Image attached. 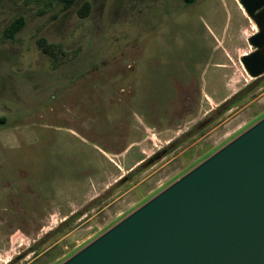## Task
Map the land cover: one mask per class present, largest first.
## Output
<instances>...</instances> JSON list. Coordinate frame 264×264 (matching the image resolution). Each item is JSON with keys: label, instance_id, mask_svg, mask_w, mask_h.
<instances>
[{"label": "rangeland", "instance_id": "374dc122", "mask_svg": "<svg viewBox=\"0 0 264 264\" xmlns=\"http://www.w3.org/2000/svg\"><path fill=\"white\" fill-rule=\"evenodd\" d=\"M240 5L2 0L0 150L24 174L1 205L0 264H63L264 119Z\"/></svg>", "mask_w": 264, "mask_h": 264}, {"label": "water", "instance_id": "95a60500", "mask_svg": "<svg viewBox=\"0 0 264 264\" xmlns=\"http://www.w3.org/2000/svg\"><path fill=\"white\" fill-rule=\"evenodd\" d=\"M240 2L259 31L242 59L257 79L264 0ZM63 264H264V119Z\"/></svg>", "mask_w": 264, "mask_h": 264}, {"label": "trees", "instance_id": "16d2710c", "mask_svg": "<svg viewBox=\"0 0 264 264\" xmlns=\"http://www.w3.org/2000/svg\"><path fill=\"white\" fill-rule=\"evenodd\" d=\"M27 3L29 4H41V3H45L47 5H60L66 9L71 8L74 3L77 0H25ZM185 4L187 5H191L194 4L195 2H197V0H183ZM2 2V0H0V3ZM26 25V20L23 17H18L16 18L6 29L5 31V35L8 39H14L16 37V35L18 33H20L22 31V29L25 27ZM42 46V50H44V52L46 54L51 55L52 53L50 52V50L48 49V46L45 45V41L43 40L40 44ZM251 89V88H249ZM247 91L242 92H237L235 95H233L230 99H228L224 104H222V106L220 107H225L226 110H229L232 105H234L237 100H239V98H243L247 96ZM6 124V119L1 117L0 118V127L4 126ZM74 216V215H73ZM74 219V218H73ZM69 223V222H68Z\"/></svg>", "mask_w": 264, "mask_h": 264}, {"label": "flooded vegetation", "instance_id": "af4514ba", "mask_svg": "<svg viewBox=\"0 0 264 264\" xmlns=\"http://www.w3.org/2000/svg\"><path fill=\"white\" fill-rule=\"evenodd\" d=\"M259 31H257L254 35H256ZM253 35V36H254ZM255 48L254 51L255 52ZM253 52L246 54L250 55ZM0 162H2V164L0 163V221L2 219L5 218V211H8V209L3 205L2 202L4 203L6 200L8 201L10 199V189L14 187V185L16 183L22 184L23 180H21V177L24 173L22 172H18L17 174H15L12 170H8L6 169V166L3 164L4 163V157H5V151L2 149L0 150ZM158 155V154H156ZM155 156H153V158L148 157V161L150 162V159H154ZM145 159H142V161L140 162H144ZM13 180V181H12ZM21 188L20 186H18V189ZM1 211L3 213H1Z\"/></svg>", "mask_w": 264, "mask_h": 264}, {"label": "crops", "instance_id": "0c3cea01", "mask_svg": "<svg viewBox=\"0 0 264 264\" xmlns=\"http://www.w3.org/2000/svg\"><path fill=\"white\" fill-rule=\"evenodd\" d=\"M217 65H219V64H217ZM206 86H207V85H206ZM207 96H208V99H211V97H209V95H207ZM231 96H232V95H230V96H225V97L221 98L219 102H220V103H223L224 101H226V100H227L228 98H230ZM131 145H132V144H130V146H131ZM128 148H129V147H128ZM141 161H142V160H141ZM139 162H140V161H139ZM137 164H138V163H137ZM132 168H133V167H132ZM132 168H131V169H132ZM67 217H68V215H66L64 219H66Z\"/></svg>", "mask_w": 264, "mask_h": 264}, {"label": "bare ground", "instance_id": "6f19581e", "mask_svg": "<svg viewBox=\"0 0 264 264\" xmlns=\"http://www.w3.org/2000/svg\"><path fill=\"white\" fill-rule=\"evenodd\" d=\"M240 8L243 11V13H246V11H245V9H244V7L242 5H240ZM253 29L256 30V26L255 25L253 26Z\"/></svg>", "mask_w": 264, "mask_h": 264}]
</instances>
